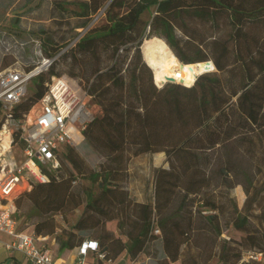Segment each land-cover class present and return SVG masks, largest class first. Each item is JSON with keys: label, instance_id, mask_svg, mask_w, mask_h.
I'll list each match as a JSON object with an SVG mask.
<instances>
[{"label": "trees", "instance_id": "trees-1", "mask_svg": "<svg viewBox=\"0 0 264 264\" xmlns=\"http://www.w3.org/2000/svg\"><path fill=\"white\" fill-rule=\"evenodd\" d=\"M59 1L61 9L67 1L75 4L82 31L60 56L55 57L58 47H51L52 52L43 49L45 59L52 61L32 79V96L15 105L11 114L21 120L41 98L46 83L63 77L64 72L55 70L59 57L69 58L68 80H76L75 86L70 84L86 89L101 111L81 132L79 144L102 161L88 166L74 146H66L57 178L18 197L15 212L23 198L29 200L36 218L33 230L40 238L54 240L56 264L65 262L66 254L85 239L96 241L107 261L123 252L134 259L147 240L156 237L154 225L164 254L158 264H171L180 260L184 246L201 247L198 238L205 239L207 230L221 235L218 219L228 203L232 211L226 224L244 238L221 240L218 261L257 264L240 260L241 249L264 252V231L258 237L246 226L254 207L257 218L264 217V179L257 183L247 173L252 165L264 175V0ZM150 8L152 16L144 21ZM151 37L163 40L182 64L210 61L215 70L197 74L191 68L190 86L159 87L142 54L143 41ZM159 153L167 167L153 169V196L137 203L126 190L129 163ZM77 174L85 186H73ZM199 181L209 182L197 192L208 214L199 212L195 218L181 209L165 213L179 195L185 196L181 184ZM215 181L227 192L216 194ZM236 186L245 194L240 210L229 194ZM79 201L83 208L73 226L59 224L56 216L64 221ZM113 220L125 240L104 231L105 223ZM89 230L98 233L93 238L78 236ZM192 260L182 259V264H198L197 258ZM94 263L102 264L97 258Z\"/></svg>", "mask_w": 264, "mask_h": 264}, {"label": "rangeland", "instance_id": "rangeland-1", "mask_svg": "<svg viewBox=\"0 0 264 264\" xmlns=\"http://www.w3.org/2000/svg\"><path fill=\"white\" fill-rule=\"evenodd\" d=\"M10 2L12 1L1 0L0 5V71L8 68L24 71L27 68L39 65L45 59V51L43 49L47 52H52L51 47H58L59 50L55 57L60 56L69 48L71 42L76 38L75 34L82 31V28H79V26L83 20L75 15L77 7L72 2L67 1L63 3L62 9L59 7L60 5H58V2H60L59 0H34L30 4H28V0H13L12 4L9 5ZM152 13V8L147 10L143 14V20L148 21ZM96 18L97 17H95V20ZM201 63L203 62L188 65L187 67H189V70L191 68H196L197 74H201L205 72H200ZM68 69H70L69 58L65 59L64 57H59L55 70L64 72L62 76L67 80L69 78L67 74ZM44 74L47 73L45 72ZM68 81L75 86L76 80ZM33 83L34 80L28 85L25 99L29 98L34 93L35 87ZM100 113L101 111L99 110L94 116H99ZM82 139V135L74 130L75 144L72 146L77 149L79 155L85 160V164L94 168L98 166L102 159L94 152L87 150L88 148H81L79 143L82 142ZM7 144V137H5L3 141H1L0 150L3 148L2 146L6 147ZM18 147V143L13 145L3 157L14 164L21 157ZM163 161L164 155L162 153L143 155L130 161L128 172L130 173L131 180L128 181L126 190L134 201L137 203H144L152 198L154 190L153 169L155 168L154 166L167 167V165H163ZM69 167H71L70 164ZM257 171L258 170L252 165L247 167L249 176L255 177L257 183H261L263 182L264 175ZM130 183H134L133 189L131 190L129 187ZM86 184L87 182L82 178V175L77 174L76 182L73 186L79 188ZM208 184V181H199L194 184H181L179 190L181 194H185V196L182 197V195H179L165 213L169 214L171 212H176L177 209H181L182 214H191L195 218L198 217L199 212L204 216L208 214L207 210L201 207L199 195H197V192ZM212 188L215 189L216 194L219 192H227L224 187L218 185L217 181H215ZM261 189H264V187ZM229 194L235 200L240 210L245 199V194L241 186H236ZM180 200H183L181 204ZM262 203H264V201ZM82 208L83 205L79 201V206L75 211L67 214L64 221L62 218L57 217V221L64 227L71 228L80 217ZM231 211L227 203V212L219 216L220 236L217 237L212 229L207 230L204 233L206 236L205 239L198 238L201 247L198 246L197 249L195 245H191L190 247L184 246L182 248L180 260L171 264H182V259H186L190 262L193 261V258H197L198 264H220L217 258L220 241L230 240L232 242H238L240 240L243 241L244 238L243 233L235 231L229 224H226L229 221ZM250 214L246 226L249 229L255 230V234L259 237V235L261 236V231H264V217L257 218V216H259L257 207H254ZM15 219L17 220L19 230L33 228L32 226L36 218L33 216V210L28 199L23 198L20 209L15 213ZM116 224L117 221L115 220L108 221L105 223L103 229L106 232L112 233L113 236H121V238L125 240V237L121 235V232L116 228ZM97 233L98 232L95 230H89L78 233V236H81L83 239L93 238ZM240 249L241 247L239 250ZM250 256H257L258 258L251 259ZM121 257L123 259H120L121 261H118V264H158L164 258L161 236H156L147 240L143 251L134 259H130L126 252H123L116 260H119ZM240 262L264 264V252L258 253V251L241 249Z\"/></svg>", "mask_w": 264, "mask_h": 264}, {"label": "built area", "instance_id": "built-area-1", "mask_svg": "<svg viewBox=\"0 0 264 264\" xmlns=\"http://www.w3.org/2000/svg\"><path fill=\"white\" fill-rule=\"evenodd\" d=\"M51 61L44 59L27 72L11 68L0 71V144L5 137L8 142L0 150V235L3 236L0 245L10 253H21L31 264H56L52 251L54 240L49 242L47 238L38 237L33 228L19 230L15 200L35 185L57 178L64 148L75 144L74 130L81 134L100 110L86 89L74 87L64 77H53L24 117L21 120L13 118L12 108L25 98L32 79ZM172 79L180 80L178 74ZM15 136L23 146L18 147L21 157L13 164L3 155L17 144ZM56 217L62 218L59 214ZM152 233L160 236L155 225ZM89 253H94L102 264L113 263L98 252L96 241L85 239L76 247L75 264H87Z\"/></svg>", "mask_w": 264, "mask_h": 264}, {"label": "bare ground", "instance_id": "bare-ground-1", "mask_svg": "<svg viewBox=\"0 0 264 264\" xmlns=\"http://www.w3.org/2000/svg\"><path fill=\"white\" fill-rule=\"evenodd\" d=\"M142 54L147 65L153 70L155 82L159 83L166 77L173 78L178 74L186 86L193 83V77L187 65L177 60L163 40L158 38L146 39L142 45ZM213 68L214 66L210 62L200 64V72Z\"/></svg>", "mask_w": 264, "mask_h": 264}, {"label": "crops", "instance_id": "crops-1", "mask_svg": "<svg viewBox=\"0 0 264 264\" xmlns=\"http://www.w3.org/2000/svg\"><path fill=\"white\" fill-rule=\"evenodd\" d=\"M156 167V166H154ZM131 180V179H130ZM134 183H130V190L133 189ZM0 237H3L0 235ZM76 248L72 251L68 252L65 257V262L63 264H75L74 256H75ZM124 257V256H123ZM96 255L94 253H89L87 258V264H95ZM122 257L119 260H114L112 264H118V261H121ZM0 264H31L21 253H10L6 251L0 245Z\"/></svg>", "mask_w": 264, "mask_h": 264}, {"label": "water", "instance_id": "water-1", "mask_svg": "<svg viewBox=\"0 0 264 264\" xmlns=\"http://www.w3.org/2000/svg\"><path fill=\"white\" fill-rule=\"evenodd\" d=\"M205 63H209V61H206ZM211 63V62H210ZM213 70H215V68H213V69H209V70H207V71H213ZM206 72V71H205ZM165 83H174V84H178V85H183V86H186L181 80H179L178 82H175L172 78H168V77H166L165 79H164V81L162 82H159L158 83V86L160 87V86H163Z\"/></svg>", "mask_w": 264, "mask_h": 264}]
</instances>
